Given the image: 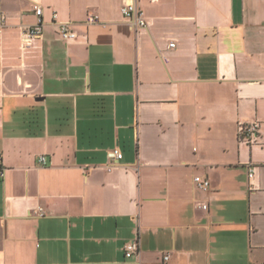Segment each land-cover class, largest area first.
<instances>
[{
  "label": "crops",
  "instance_id": "0c3cea01",
  "mask_svg": "<svg viewBox=\"0 0 264 264\" xmlns=\"http://www.w3.org/2000/svg\"><path fill=\"white\" fill-rule=\"evenodd\" d=\"M124 1L0 0V264H264V0Z\"/></svg>",
  "mask_w": 264,
  "mask_h": 264
},
{
  "label": "built area",
  "instance_id": "2783aa9c",
  "mask_svg": "<svg viewBox=\"0 0 264 264\" xmlns=\"http://www.w3.org/2000/svg\"><path fill=\"white\" fill-rule=\"evenodd\" d=\"M120 12L124 22L126 23L128 29L132 32H137L139 30L145 29L147 27V21L143 16L142 11L138 8L135 0H125L120 8ZM34 14L37 17V22L32 26H25L21 30V50L25 51L33 46L34 42L37 41L42 34V8L40 6L34 7ZM53 20L56 19V15L53 14ZM101 23L99 16L95 13H88L84 19V24L86 25H96ZM58 33L64 42H69L76 39L77 35L72 30L71 22H62L58 24ZM174 44H169L168 48H173ZM258 129L257 123L242 124L239 126L238 134L241 140H252L256 136ZM111 157L115 159H121L122 155L119 152H113ZM37 163L39 165L45 164V157L39 156L37 158ZM253 176V170L250 169L248 173V178ZM4 177V170L1 167V156H0V179ZM197 188L201 190H207L210 187V182L206 178H201L199 176L193 179ZM42 216V212L39 213ZM140 239L138 234L134 236L131 240L127 241L124 245L123 252L126 260L131 259L139 254ZM167 259V257H165ZM126 264V263H123Z\"/></svg>",
  "mask_w": 264,
  "mask_h": 264
}]
</instances>
